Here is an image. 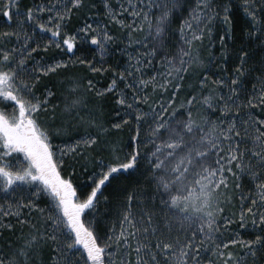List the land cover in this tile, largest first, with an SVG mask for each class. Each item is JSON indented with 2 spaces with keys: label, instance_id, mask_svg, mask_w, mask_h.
Instances as JSON below:
<instances>
[{
  "label": "snow or ice",
  "instance_id": "6c2138e0",
  "mask_svg": "<svg viewBox=\"0 0 264 264\" xmlns=\"http://www.w3.org/2000/svg\"><path fill=\"white\" fill-rule=\"evenodd\" d=\"M103 4L109 23L129 29L123 46L117 48L127 55V62L122 70H111L104 88L93 91L89 79L82 91L112 98L116 107L109 121L102 118L99 107L89 108L86 95L77 94L78 77H69L70 98L67 92L58 93L54 83L37 87L41 76L77 64L91 72L107 70L73 51L80 40L103 57L116 39L100 21L90 19L93 13L87 0L33 5L0 0V16L8 25L0 37L15 40L10 46L0 43V104L4 105L0 107V196L14 197L18 190H27L32 197L0 204V231L13 229L3 218L22 217V209H37L42 217L39 228L30 217L19 220L27 221L32 231L16 245L5 240L8 251L0 246V264H117V258L119 264H132L129 238L141 234L144 240L135 245V264H160L157 254L166 258L164 264H264V118L252 114L254 107L264 108V0H195L194 6L189 0H126L118 9L109 0ZM128 8L132 22L125 25L121 13ZM237 8L245 20L239 35L233 22ZM81 9H88L83 22L68 31L73 11ZM217 20L220 27L213 39ZM133 31L143 35L133 39ZM206 38L209 47L219 42L222 77L212 79L209 68L199 71L203 65L199 45ZM229 43L234 45L230 72ZM50 45L61 49L60 58L37 59L38 50ZM157 57L164 72L143 78ZM196 74L198 88L176 105L185 75ZM248 79L261 82L258 94L253 85L249 95ZM209 81L214 87L206 89ZM148 84L160 87L162 93L171 85L169 98L161 95L145 109L148 96L141 86ZM49 110L51 118L45 119L41 113ZM73 122L84 125V131L69 136L71 143H57ZM142 125H147L143 133ZM125 126L127 141L113 134ZM225 141L228 150L221 155ZM243 143L251 147L243 149ZM146 144L152 145L151 150L143 147ZM78 167L87 181L79 186L74 183ZM226 173L235 178L236 188L245 174L252 184L240 194L239 214L222 218L224 225L235 219L234 238H225L218 223L222 205L229 199ZM113 181H118L114 193L104 196V188ZM120 192L128 210L123 211L122 228L116 232L104 223L98 206L101 198L107 204ZM41 197L44 207L34 202ZM134 200L149 209L138 218L130 211ZM124 224L131 226V232ZM136 224L146 226L137 229ZM244 230L252 234L241 237ZM149 235L156 238L154 246ZM230 245L242 249V254L233 252ZM206 249L212 255L204 260Z\"/></svg>",
  "mask_w": 264,
  "mask_h": 264
},
{
  "label": "rangeland",
  "instance_id": "374dc122",
  "mask_svg": "<svg viewBox=\"0 0 264 264\" xmlns=\"http://www.w3.org/2000/svg\"><path fill=\"white\" fill-rule=\"evenodd\" d=\"M133 2H135V0H133ZM190 6H191V4H190ZM126 10L128 13L131 12L130 8H128ZM75 17H76V15H75ZM96 17H100L99 11H98ZM129 17H131L130 14H129ZM0 18H2L4 20V18L2 16H0ZM2 19L0 20V25H1ZM190 22L193 24V27H195L196 21L192 20ZM128 24H129L128 22L125 23V25H128ZM77 26H80V25L78 24ZM219 27H220V22L217 20L214 27H213V35H215V33H216L217 29H219ZM25 28H26V26H25ZM26 29H28V28H26ZM128 31H129V29L127 27H122L118 31V34L126 35V37H127ZM110 33H111V31H110ZM142 35H143V33L140 31H133L132 32V38L133 39H139ZM118 40H119V38L117 37L115 42H117ZM121 40H123V39H121ZM76 45H77V48L75 47L73 49V51L76 52V55L78 58L87 57L88 59L92 60L93 64L97 65L98 67L107 66V70H105L103 72H99V71L91 72V71H89L87 66L77 64L74 66H70L67 71L58 69L55 74L49 73V75L47 77L41 76V80L37 83V87H42L45 83H54L58 93L59 92H67V90L71 87V85L69 83V77L70 76L78 77L80 79L77 81L78 86H79L78 90H77V94L86 95L89 98V108L99 107L100 111L102 112V118L105 121H109L113 118V112H109V110L107 111L105 101L106 102L111 101V103H112L111 106H113L115 108L116 106L114 104V101L106 93L101 98H96L93 95V91L104 88L110 80V79L106 78L107 73L111 71L110 65H106L107 60H108L106 57L107 55L101 57L99 55L97 49L95 47L91 46L87 42L77 40ZM111 45H113V44H110L109 47ZM84 50H87L86 54H83ZM60 51H61V49H57L56 47H54L52 45H50L46 50L41 48L40 50H38L39 55H38L37 59H40L41 57L43 58V61H50L53 59H58V58H60L58 55V53ZM140 51L143 52V49H140ZM107 52L109 54V51H107ZM129 52H131L132 55H135V52H132L131 48L129 49ZM45 53L48 54L47 57L49 59H47L43 56V54H45ZM33 55H36V53H33ZM125 56H126V60H127V55H125ZM28 63L31 64L32 60L28 59ZM152 72H157V73H163L164 72V68L160 65L159 57H157L155 60L152 61V65L149 68L144 70L143 78L147 79L149 76H151ZM185 77H187V75H185ZM89 79L93 83V91H82L83 89H85L87 87L86 81ZM155 79L157 81V84H159L161 82L162 77H161V75L158 74ZM183 82H184V80L182 81L181 88H183L184 90L189 89L190 85H187V83H184L185 84V86H184ZM121 87L123 88V85H121ZM141 88H142V91L145 94H147V96H148V102L146 104H144L145 109H147L149 104H152L154 101L161 99V95H163L164 100H167L169 98V92L172 90L171 85H169L167 90L164 91L163 93H162L160 87L153 88V86L151 84H148L147 86H141ZM124 91L127 93L129 90L124 89ZM67 94L69 95V98H70L71 93L67 92ZM181 95H182L181 96L182 98L180 99L179 104L184 99L187 98L185 96L186 95L185 91H183ZM139 103H142V102H139ZM175 104L179 105L176 102H175ZM0 107H4V105L0 104ZM10 110H11V105L9 104L8 105V111H10ZM41 115L45 119H50L51 118V111L49 110L47 113L42 112ZM57 115L59 117V109H57ZM81 115H85V113L82 112ZM65 119H67V118L65 117ZM146 127H147V125H142V127H141L142 133L144 132ZM83 131H84V125L73 122V125L69 129V131L67 133H64L60 137V139H58L56 142L57 143H71V140H69L68 137L69 136L74 137L75 133H77V132L82 133ZM113 134L116 136H119L124 141H127V138H128L127 126L124 127L123 131L114 132ZM161 139L162 140L164 139L163 133L161 134ZM226 142L227 141H225L221 145V148H222L221 155H224L227 152V150L223 146ZM226 146H228V145H226ZM143 147L146 150H151L152 145L146 144ZM11 155L13 157H16L17 154L13 153ZM69 158H71V153H69ZM88 159H89V162H88L86 167L90 171L93 167L92 157L89 156ZM81 163H83L82 159H81ZM66 164H67V160H66ZM74 183L77 184L78 186L87 183V181L84 179V175L80 172L79 167L77 168V175L74 179ZM116 187H117V184H115V182L108 185V187L104 188L103 195L104 196H112L114 191L111 192V189L115 190ZM229 187H230V185L228 183V194L230 193ZM77 190H78V192H80L81 188L78 187ZM195 191H196L195 188H193V193H195ZM21 198L31 199L32 197L27 190H18L16 196H14V197H12V196H9V197L0 196V204L5 203L6 200L10 201L12 203H16V201L18 199H21ZM34 202L38 203L41 207L45 206V199L43 197H41L40 199H38ZM134 202H135V200L132 202L131 209H130L131 215L133 218H136L135 212L137 213V210H139L140 212L149 210L142 203H137V202L136 203L139 204L141 206V208H136L137 210L133 209ZM125 204H126V201L124 200V193L123 192H120L119 195L115 199H111L109 201V203H107V204H105L103 201V198H101V202H100L98 207L101 210V216L103 217L104 223L107 224L109 229H113L116 232L121 231V228H122L121 221L123 219L122 213H123V211L128 210L127 208L124 207ZM22 213H23L22 217H17L15 214H10L9 216L3 218L4 220L11 222L14 226L12 230L6 229L8 232L12 233V235L9 236V239H11L13 241L14 245L22 242L23 238L26 237L30 231H32L30 224L27 221L21 224L19 222L20 219H22V218L26 219V218L30 217L31 222L35 223L37 228L42 226L41 225V219H42L41 213L37 209H32L31 211H29L28 209H22ZM221 216H222V213H221ZM133 223H135V219H133ZM144 226H146V225L136 224L137 229H140ZM17 228H18V230H17ZM123 228L126 229L128 232H131V226L130 225L124 224ZM24 230H26L27 232L25 233ZM221 230H222L225 238H234L232 236V230L233 229H232L231 225H224L223 226V224L221 223ZM150 236L151 235L148 236V240L152 241ZM143 240H144V237L142 234L137 235L135 238H131V237L129 238V259L130 260H131V257L133 256L131 251L133 250L135 252V245H136L137 241H143ZM230 246H233V245H230ZM122 250H123L122 248L117 249V257L119 256V253ZM233 252H237L236 249L233 250ZM133 260H134V262L131 260L132 264H135V258ZM117 264H119L118 258H117Z\"/></svg>",
  "mask_w": 264,
  "mask_h": 264
},
{
  "label": "trees",
  "instance_id": "16d2710c",
  "mask_svg": "<svg viewBox=\"0 0 264 264\" xmlns=\"http://www.w3.org/2000/svg\"><path fill=\"white\" fill-rule=\"evenodd\" d=\"M46 2H47V0H23V3L28 4V5L44 4ZM189 2L191 4V6H194L195 0H189ZM237 2H239V0H237ZM109 3L111 4V6L114 9H118L119 5L121 3H126V0H109ZM87 4H88V8H90L92 13H93V15L90 17V19L94 18L93 20L100 21L108 30L111 31V33H115L116 39H117V37L119 38V40L117 42H115L116 41V39H115L112 43L113 45L108 47L107 51H109V54H107V56H106L108 59L106 65H110L111 70L112 69H117L118 71L122 70L124 64L127 62L126 56H125L126 54L124 52L117 51V48L122 47L124 42L126 41V38H125L126 35L118 34V31L122 27L119 25H116L114 23L108 22V17L104 14L105 9H104L103 0H87ZM92 4L95 5L94 8L91 7ZM87 10L88 9H81V10H74L73 11V15L71 16V18H69V23H68V27H67L68 31H74L77 27H79L77 25L78 24L80 25L83 22L84 17L87 13ZM98 11L100 12V17H96ZM129 14L130 13H128L126 10L125 12L121 13V18L124 19L125 23L128 22L130 24L132 21H131V17H129ZM75 15H76V17H75ZM1 19L2 18H0V20ZM233 22H234V25L236 26V29H237L236 35H239V27H240V25H243L245 23L243 13L239 8H237L235 13H234ZM25 26H26V28H28L30 30V28L27 24ZM175 26L176 25H174V27ZM6 27H8V25L2 19V22L0 25V31H2ZM63 30H65V29L62 28L61 31L63 32ZM214 38H215V35H213V39ZM45 39H47V38H45ZM121 39H123V40H121ZM14 42H15L14 38L11 40H8V39H4V38L0 37V43H3L5 46H10ZM236 43L238 44L239 41H237ZM227 47L230 51H232V57H230L228 59V63H227V69L230 72L232 67H233L234 45L232 43H229L227 45ZM199 48H200L201 58L203 59V65L201 66L199 71L202 72L204 68H209L210 69L209 70V76L212 77V79H215L217 76L222 77L223 71L220 67H218V65L221 64V58L219 55V53H220L219 42L217 41L215 44H213L211 47H209L208 40L206 38L203 41V43H201L199 45ZM86 53H87V50H84L83 54H86ZM47 55H48L47 53L43 54V56L45 58L49 59L47 57ZM198 74L187 75V77H185L183 84L187 83V85H190V88L187 90L186 89L184 90L183 88L177 90V92H176L177 98L175 100L176 103L179 104L180 99L182 98L181 94L183 91H185V93H186L185 96L187 97V95L190 94L191 89L198 88V79H197ZM213 74H215V76ZM111 77H112V71L107 73L106 78L111 79ZM245 82H246V85L249 89V95L253 94V91H252L253 85H255L256 90H257L256 94H258V92L261 88V82L258 79H255V80L254 79H248ZM184 86H185V84H184ZM209 87H214V85L212 84L211 81H209L205 86L206 89ZM171 91L169 92V96L171 94ZM111 104H112L111 101H107V102L105 101L106 109H107V111L109 110V112H113V110H114V107L111 106ZM252 114L253 115H259V116H262V118H264V108L256 106V107H254ZM228 143L229 142H226L223 145L226 150H228V148H227L228 146H226V145H228ZM241 147L243 149H248L251 147V144L250 143H243V144H241ZM234 171H235V169H234ZM226 175H228V179H229V185H230L229 191H230V193L228 194L229 199L225 200V203H223V205H222V207H223L222 216H221V219L218 220V223H220V224L221 223L223 224L222 218L224 216H228L229 218H232L233 213H236L237 215L239 214V212L241 210L240 194H241V192L247 193L249 191V189L252 188V184L250 183V180L246 174L243 177H241V179H240V185H241L240 188L234 187L236 180L233 176H231V174L226 173ZM114 182H115V184L118 183V181H113L112 183H114ZM113 191L114 190L111 189V192H113ZM244 206L247 207V200L245 201ZM136 208H141V206L139 204H137L135 201L133 204V209L137 210ZM140 215H141V212L139 210H137V213L135 212V217L138 218ZM223 226H224V224H223ZM231 227H232V229H234L236 227L235 219H233V223L231 224ZM17 230H18V228H17ZM24 231H25V233L27 232L26 230H24ZM251 234H252L251 230H244L241 232V237H248ZM10 235H12V233L8 232L6 229L2 230L0 232V246H3L5 248V252L8 251L7 246L5 244V240L9 239ZM172 235H176V232L174 231L172 233ZM150 238H151L153 246H154L156 238L153 236H150ZM196 239L199 240V234L197 235ZM229 248L232 251L236 249L237 252H240L242 254V249L238 248L235 245L230 246ZM205 252L207 253V255H202V258L204 260H207L209 258V256L212 254L210 252V249H206ZM131 253L133 255L131 257V260L134 262L133 259L135 258V252L132 250ZM157 259L160 261V264H164L166 258L160 254H157Z\"/></svg>",
  "mask_w": 264,
  "mask_h": 264
},
{
  "label": "flooded vegetation",
  "instance_id": "af4514ba",
  "mask_svg": "<svg viewBox=\"0 0 264 264\" xmlns=\"http://www.w3.org/2000/svg\"><path fill=\"white\" fill-rule=\"evenodd\" d=\"M45 38H47V37H45ZM76 48H77V45H76Z\"/></svg>",
  "mask_w": 264,
  "mask_h": 264
}]
</instances>
